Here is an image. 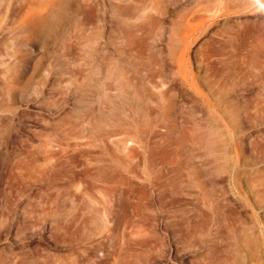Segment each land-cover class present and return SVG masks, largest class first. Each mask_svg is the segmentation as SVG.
<instances>
[{"label": "rangeland", "instance_id": "rangeland-1", "mask_svg": "<svg viewBox=\"0 0 264 264\" xmlns=\"http://www.w3.org/2000/svg\"><path fill=\"white\" fill-rule=\"evenodd\" d=\"M6 6L0 19L12 28L20 6ZM150 12L157 55L73 54L64 69L34 67L48 54L5 53V39L22 41L0 27V264H194L210 256L201 232L215 215L232 223L219 232L230 258L248 252L243 231L264 264V207L236 187L255 168L251 143L264 147V110L253 114L264 97V7L161 0ZM157 89L155 101L147 91ZM199 90L239 106L241 157Z\"/></svg>", "mask_w": 264, "mask_h": 264}, {"label": "bare ground", "instance_id": "bare-ground-1", "mask_svg": "<svg viewBox=\"0 0 264 264\" xmlns=\"http://www.w3.org/2000/svg\"><path fill=\"white\" fill-rule=\"evenodd\" d=\"M0 1H6L7 8H10L11 3L14 1L20 6V11L15 13L12 28L7 27V24L2 19H0V27L2 29L7 27L14 38L20 36V41H22L20 46H17L13 41L5 39L6 41L1 46L2 51L7 54L18 53L25 57L32 55L31 53L48 54L54 57L48 62L35 61L34 67L40 65L44 69H64L68 67L66 57L73 54H97L100 57H104L108 52L113 51L135 57H143L145 54L149 56L157 55L161 51L158 43L160 34L156 33V30L160 27V22L150 12L161 0ZM256 1L264 7L262 0ZM205 9L207 10V8ZM2 63L7 65L5 61ZM151 64L155 65L154 67L163 66V63L159 62H150ZM138 65V67H146L143 61ZM164 92L162 89H157L156 91L148 90L147 95L158 101L163 97ZM196 95L205 103L208 113L213 118L220 117L225 122L230 134L231 145L238 152V157H241L240 151L243 147L241 126L234 122L235 117L239 114V106L236 107L234 104L225 103V98L215 97L212 93H205L199 90L196 91ZM160 109L161 113H165L164 108L160 107ZM263 110L264 97H259L256 102V108L253 110L254 116L259 119ZM250 148L255 150L256 158L252 162L255 168L251 172L250 180H247L245 184L239 183L240 186L237 183L236 187L242 198L251 206L260 209L264 207V167L256 164L264 155V147L254 141L251 143ZM49 156L46 155V159ZM243 174L245 175V173ZM245 188L248 189V192L245 191ZM228 218L226 215H215L211 218L212 232L202 229L201 235L207 234L205 238L206 246L204 247L210 252V256H203L196 260L194 264H202L203 261L204 264L261 263V256L256 250L257 245H255L253 240H247L243 231L242 234L240 232V238L242 241H246L245 245L248 248V252L243 253L239 246L234 248L235 252H232L234 260L231 261L232 258H230L228 246H225L219 240L220 227L223 225L228 228L232 225ZM240 245L243 248L245 247L243 244ZM201 255H203L202 252Z\"/></svg>", "mask_w": 264, "mask_h": 264}]
</instances>
